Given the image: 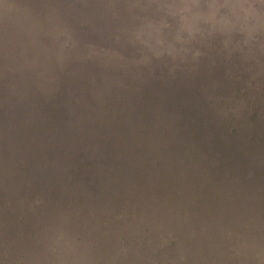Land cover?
Segmentation results:
<instances>
[{"label":"rangeland","instance_id":"1","mask_svg":"<svg viewBox=\"0 0 264 264\" xmlns=\"http://www.w3.org/2000/svg\"><path fill=\"white\" fill-rule=\"evenodd\" d=\"M259 214L264 0H0V241L196 264L211 232L264 264Z\"/></svg>","mask_w":264,"mask_h":264},{"label":"trees","instance_id":"2","mask_svg":"<svg viewBox=\"0 0 264 264\" xmlns=\"http://www.w3.org/2000/svg\"><path fill=\"white\" fill-rule=\"evenodd\" d=\"M238 192L240 193V190ZM103 201H106V200L103 199ZM259 216H264V215L259 214L258 217ZM258 217L253 221L252 224H249V226H247L246 230L255 228V231H258L260 233L264 232V219H262L256 225ZM212 235L213 234H211L210 232L207 239H205L204 234H202L201 236H199V238L195 240L196 242H194V238L190 240L191 246H188L189 247L188 250L189 252H192L194 254L193 259L196 262H198L196 264H218L219 261L222 264H232V262L230 261L233 260L234 257H231L232 247L229 249V246L231 243H228V248H227L226 242L223 244H219L216 240L212 242L210 241V238L212 237ZM262 236L263 234H257V237L254 240L256 244L258 245L263 244L264 238H262ZM182 243L183 242L180 241L179 248H180V244ZM2 247H4V252H2L3 254L0 257V264H30V262H27L26 255L22 252L23 247L20 244L12 243L11 240H2L0 241V248L2 249ZM226 249H229V250L225 252ZM203 252L205 253L203 254ZM228 252L230 254H227ZM13 255H17V257L12 258ZM219 257H221L220 260L218 259ZM95 263L100 264V262H95ZM154 263L155 264H167V262L162 263L160 262V260H158L157 262H153V264Z\"/></svg>","mask_w":264,"mask_h":264}]
</instances>
